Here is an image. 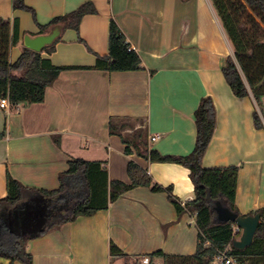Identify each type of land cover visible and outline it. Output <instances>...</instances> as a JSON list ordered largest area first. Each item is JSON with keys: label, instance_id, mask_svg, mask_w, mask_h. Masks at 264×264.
Wrapping results in <instances>:
<instances>
[{"label": "crops", "instance_id": "1", "mask_svg": "<svg viewBox=\"0 0 264 264\" xmlns=\"http://www.w3.org/2000/svg\"><path fill=\"white\" fill-rule=\"evenodd\" d=\"M35 12L15 10L0 0V18L19 24L20 40L10 50L16 62L26 34L66 16L86 3L79 29L62 32L55 51L44 57L64 68L40 104L0 108V199L6 178L28 188L57 190L69 161L103 163L110 180L130 184L133 161L153 183L170 187L181 202L194 199L185 167L151 162L141 153L187 156L195 147V112L211 98L216 130L202 158L205 168H239L236 206L247 216L264 207V131L255 122L251 94L238 98L222 67L234 49L211 0H23ZM114 22L140 57L143 69L109 72L94 69L109 54ZM158 134L160 139L151 142ZM60 138V146L54 138ZM114 243L137 258L158 251L192 256L198 230L189 214L178 215L166 192L137 187L105 211L78 217L26 243L33 264H122L110 254ZM0 264L11 263L0 258Z\"/></svg>", "mask_w": 264, "mask_h": 264}, {"label": "trees", "instance_id": "2", "mask_svg": "<svg viewBox=\"0 0 264 264\" xmlns=\"http://www.w3.org/2000/svg\"><path fill=\"white\" fill-rule=\"evenodd\" d=\"M233 48L223 67V75L234 95L244 98L252 95L256 99L264 97V0H211ZM15 10L30 12L32 8L23 0H12ZM92 3H86L76 11L55 18L46 26H39L40 34H46L54 25L78 30L86 15L95 14ZM20 40L19 24L0 18V100L7 98L12 106L20 104H40L45 100L48 87L57 80L64 69L56 67L44 57L55 51V43L36 52L24 47L22 54L14 63L10 61V50ZM130 48L119 27L111 22L109 54L97 60L94 69L109 72H132L143 69L139 55ZM196 143L194 150L187 156H163L156 150H143L141 153L151 162L178 164L189 171L194 187V199L181 202L170 187L164 188L153 183L148 172L131 161L127 173L131 180L126 184L110 180L103 163L74 159L69 161V169L60 175L57 190H37L28 188L7 174V196L0 199V258L11 263L20 261L33 264V258L26 252L25 245L31 240L59 229L75 221L78 217H90L107 210L125 192L137 187H149L152 192H166L179 216L189 214L195 220L198 230V245L192 256H170L162 251L150 254L162 264H212L214 257L222 251L237 258L242 264H264V207L249 215L261 214L260 225L251 246L243 251L237 250L233 242L239 234L234 232V224L221 223L214 211L216 202L232 212L241 215L236 206L239 168H205L202 158L206 153L216 130V111L211 98L202 99L195 112ZM258 128L260 124L255 117ZM60 146V138L55 137ZM35 200H48L58 206L49 221L39 232L23 236L17 230L24 222L34 221V216L26 220L18 216L23 207ZM69 200V201H68ZM16 214V215H15ZM247 215V216H249ZM243 216V215H242ZM29 223L28 226H30ZM21 242L24 245H21ZM110 254L122 264H136L135 258L124 254L114 243L110 244Z\"/></svg>", "mask_w": 264, "mask_h": 264}, {"label": "water", "instance_id": "3", "mask_svg": "<svg viewBox=\"0 0 264 264\" xmlns=\"http://www.w3.org/2000/svg\"><path fill=\"white\" fill-rule=\"evenodd\" d=\"M63 32V25L58 24L50 28L46 34L31 35L26 34L23 39L24 47L42 52L44 48L49 47L61 37ZM214 211L217 214V220L221 223L231 222L241 230V236L233 242V246L243 251L251 246L260 225L261 214L242 216L232 212L230 209L222 205L221 202H216ZM21 245H24L21 242Z\"/></svg>", "mask_w": 264, "mask_h": 264}, {"label": "built area", "instance_id": "4", "mask_svg": "<svg viewBox=\"0 0 264 264\" xmlns=\"http://www.w3.org/2000/svg\"><path fill=\"white\" fill-rule=\"evenodd\" d=\"M129 51L132 50L130 47L128 49ZM254 102L255 106V117L257 118L260 129L264 131V97L260 99H256L252 93H250ZM10 102L7 98L0 100V108L1 109H7L9 108ZM160 139V136L158 134L151 137V142H156ZM234 232L236 234H241V230L235 225L234 226ZM136 264H162L160 260L158 259H152L150 255H144L135 258ZM212 264H242L238 261L237 258L233 257L228 253V250L219 252L213 259Z\"/></svg>", "mask_w": 264, "mask_h": 264}, {"label": "rangeland", "instance_id": "5", "mask_svg": "<svg viewBox=\"0 0 264 264\" xmlns=\"http://www.w3.org/2000/svg\"><path fill=\"white\" fill-rule=\"evenodd\" d=\"M57 206V203L50 202L48 200H35V202L25 205L23 207L24 212L18 213L17 215L20 216V218L22 219L25 218L26 220L31 219L30 216H34L35 219L34 221L32 220V222H24V226L20 227L17 232L23 236L32 235L39 232L41 229H43L44 225L49 221L50 217L52 216L50 215L47 217V214H52L57 208ZM29 223H31L30 226H28ZM240 236L241 234L237 237V239H239Z\"/></svg>", "mask_w": 264, "mask_h": 264}]
</instances>
